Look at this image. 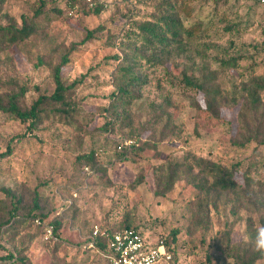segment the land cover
Returning <instances> with one entry per match:
<instances>
[{"label": "rangeland", "instance_id": "obj_1", "mask_svg": "<svg viewBox=\"0 0 264 264\" xmlns=\"http://www.w3.org/2000/svg\"><path fill=\"white\" fill-rule=\"evenodd\" d=\"M45 1L39 15L41 0L0 4V25H21L25 15L35 26L27 39L0 43V93L27 87L23 106L54 92V68L76 46L63 67L64 82L74 86L68 105L47 104L36 126L0 112V152L13 149L0 157V264H104L88 247L94 227L128 223L168 240L173 257L162 264H264L255 247L264 226V89L255 86L264 78V5L108 0L95 14L85 0L74 8L69 0ZM168 1L181 35L160 57L157 47H143L138 25L156 20ZM153 55L162 61L153 63ZM130 61L142 83L123 106L111 94L124 80L118 66ZM183 71L203 83L212 76L207 85L219 93L221 115L185 85ZM130 139L140 150L120 158ZM91 151L101 164L94 172L76 163ZM200 158L239 167L250 186L215 187ZM7 190L21 198L15 218ZM36 193L41 210L33 206ZM42 212L47 217L38 224ZM54 221L60 226L52 236L46 224Z\"/></svg>", "mask_w": 264, "mask_h": 264}, {"label": "trees", "instance_id": "obj_2", "mask_svg": "<svg viewBox=\"0 0 264 264\" xmlns=\"http://www.w3.org/2000/svg\"><path fill=\"white\" fill-rule=\"evenodd\" d=\"M5 0H0V4H3ZM71 1L70 6L72 8L76 7L78 5L79 1L83 0H69ZM108 0H105L104 2H97L94 5H90L88 2L84 1V4L87 8V11H91L95 14L101 13L105 7L108 5ZM258 4H261L259 1L255 0ZM46 5L45 0H41V7L37 10L36 15L41 14L42 8ZM262 5V4H261ZM165 8L161 10V12L157 15L156 20L154 21H147L140 25H138V28L140 29L139 35L142 37V39L145 40V43L143 44V47L147 45L148 48L151 46L157 47L159 49V55L161 57V54L164 53L167 50L168 44L173 41H178L180 37V18L179 13L177 10L176 5L171 3L170 1L166 2ZM35 31V26L33 23V19L28 18L27 16H23L22 24L19 25L16 22H10L7 25H0V43L4 42L5 40H9L10 42L23 40L29 38ZM94 33V30H89L87 37H91ZM171 37H170V34ZM86 39L82 40V43H84ZM76 46L73 45L71 47V50H69L67 53H65L62 56V59L59 64H57L54 68L53 76L54 81L56 84L55 90L52 94H41L29 107H25L22 104V99L25 97L27 93V87L21 86L17 91H7V92H1L0 93V112L10 115L14 118L20 119L22 121L31 120L32 125L36 126L39 122L42 121L43 113L47 110L46 105L49 103H56V104H65L68 105L67 100V92L74 87L73 84H66L63 80V67L70 63V53L72 50H75ZM154 56V57H153ZM153 63L158 64L162 61V58L156 57V55H153ZM118 57V56H117ZM119 73L121 72L122 77L124 80H122V83L118 85L117 89L112 92L111 94V100L114 103L122 102V105H129L131 101L136 97L135 91L136 86L140 83V75L135 70V64H133L132 61L127 62L126 64H120L118 66ZM212 76L206 74V82L203 83L201 80L196 78L193 73L188 72H182V80L185 83L187 87L197 92L198 95H201V97L204 99V102L206 103L207 108L215 115L219 116L221 115L218 110V104H220L218 99V91L213 86H208V81H211ZM256 89H264V78L260 80L255 81ZM248 96L250 98V101L253 104H256L258 102V98L255 93H248ZM237 102H235L236 104ZM65 107L60 106V108L57 109L58 112H65ZM125 109V108H124ZM240 117H242L243 121H246V116L244 112L240 111L239 114ZM231 122V120H229ZM111 122H109L108 125H110ZM21 140V138H18ZM247 139L251 140L252 138L247 137ZM246 139V140H247ZM130 143L127 144V146H124L123 151L121 152L120 158H126L127 154L131 151L140 150V147L137 145V142H133L131 139L128 140ZM262 144H264V138L261 140H258ZM12 146L11 144L8 145V149L5 152H0V157H4L9 155L12 152ZM118 155V156H120ZM97 157H99V154L97 151L85 154H79L76 157V163H84L85 167H92V172L97 168ZM199 163L205 162L206 164L202 165V168L205 169L206 173L208 175L213 176V185L217 188H220L222 190H229V189H236L239 186H243L245 188H248L250 186V183L252 182V178L250 176H247L245 174H240V168H227L220 164H216L215 162H211L208 160H205L204 158L198 159ZM89 168V167H88ZM201 187H205L204 184L200 185ZM8 195H10L12 201L17 203L16 206L11 210V216L15 218V211L18 210L19 204L21 203V198H17L15 200V195L11 193V190H7ZM39 194H35L33 198V206L36 207V209L41 210V206L39 204ZM37 214H33V217ZM47 217V214H44L43 212L40 213L39 217H37L38 224H42L45 220L44 218ZM54 224V230L57 234L58 228L60 226L59 221L52 222ZM2 225H0L1 227ZM125 227L134 228L136 230H139L144 235H146L142 230H140L137 226H134L132 224H126L123 227L120 228H106L105 230L107 233L111 234L113 231L123 229ZM177 231H174L173 235L175 238V234ZM168 246L172 250V247L170 246L168 240H166ZM97 248L103 251H107V237H101L100 241L97 243ZM95 250V249H94ZM97 251V250H96ZM98 252V251H97ZM173 252V250H172ZM102 260L104 264H108L106 259L103 258L101 255ZM8 258L17 259L18 256L14 253H11L8 255ZM21 261H23V257L19 258Z\"/></svg>", "mask_w": 264, "mask_h": 264}, {"label": "built area", "instance_id": "obj_3", "mask_svg": "<svg viewBox=\"0 0 264 264\" xmlns=\"http://www.w3.org/2000/svg\"><path fill=\"white\" fill-rule=\"evenodd\" d=\"M90 5L105 0H85ZM264 5V0H257ZM130 143V142H128ZM38 222H40L38 220ZM47 231L54 235V224H46ZM107 237V251L97 248L101 237ZM88 247L97 250L108 264H162L173 257V252L165 239H152L139 230L125 227L107 233L105 229L95 226L90 236Z\"/></svg>", "mask_w": 264, "mask_h": 264}, {"label": "clouds", "instance_id": "obj_4", "mask_svg": "<svg viewBox=\"0 0 264 264\" xmlns=\"http://www.w3.org/2000/svg\"><path fill=\"white\" fill-rule=\"evenodd\" d=\"M255 247L257 250L264 252V226L257 229Z\"/></svg>", "mask_w": 264, "mask_h": 264}]
</instances>
